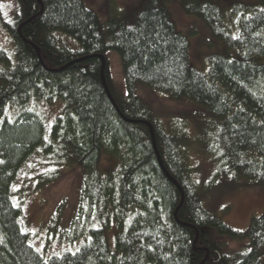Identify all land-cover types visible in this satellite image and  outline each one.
Masks as SVG:
<instances>
[{"label": "trees", "instance_id": "trees-1", "mask_svg": "<svg viewBox=\"0 0 264 264\" xmlns=\"http://www.w3.org/2000/svg\"><path fill=\"white\" fill-rule=\"evenodd\" d=\"M18 1L20 12L6 25L16 60L0 51V264H264V214L241 232L209 211L184 124L166 128L138 94L143 86L199 106L219 121L215 179L264 186V0L234 5L236 34L220 3L179 0L228 48L208 59L207 73L193 67L191 44L167 0H146L135 15L114 13L105 24L82 0ZM111 50L120 55L127 95L110 76ZM105 62L114 102L103 86ZM59 101L62 115L50 126L36 105ZM152 128L162 164L179 185L163 172ZM38 152L81 169L97 208L89 240L50 258L33 246L13 199L19 172ZM105 154L119 159L118 172L101 169ZM227 238L249 241L248 251H228Z\"/></svg>", "mask_w": 264, "mask_h": 264}, {"label": "rangeland", "instance_id": "rangeland-1", "mask_svg": "<svg viewBox=\"0 0 264 264\" xmlns=\"http://www.w3.org/2000/svg\"><path fill=\"white\" fill-rule=\"evenodd\" d=\"M85 6L94 11L105 24L113 14L133 16L141 10L146 0H82ZM226 11V22L234 25L232 9L236 3L258 5L262 0H214ZM171 19L177 30L186 36L191 44V63L202 72H208V59L228 53L226 44L220 41L201 19L187 15L179 0H167ZM20 12L18 0H0V51L7 52L16 60V48L7 24L13 22ZM63 42L74 50L81 49L72 37L61 35ZM110 76L120 93L128 90L120 55L116 51L108 54ZM138 94L155 109L166 128L174 124H184V131L191 141L186 150L194 169L197 181L207 192L204 206L222 217L231 228L245 232L254 217L264 214V186L250 187L246 179L231 181L216 177L218 169V131L219 121L203 114V110L187 101H175L167 95L139 87ZM46 118L48 125L54 124L62 115L64 103L54 106L36 105L35 108ZM16 114L12 111L10 118ZM120 161L104 155L101 169L118 172ZM86 187L85 173L72 164H62L38 152L22 167L14 185L13 199L23 211V228L32 238V244L46 258L67 250L76 251L89 240V228L97 219V208L93 206ZM92 227L99 225L93 222ZM112 230L109 237L113 238ZM216 238L219 234L215 233ZM228 251L246 252L249 241L224 239Z\"/></svg>", "mask_w": 264, "mask_h": 264}, {"label": "water", "instance_id": "water-1", "mask_svg": "<svg viewBox=\"0 0 264 264\" xmlns=\"http://www.w3.org/2000/svg\"><path fill=\"white\" fill-rule=\"evenodd\" d=\"M105 68H106V62H105L104 65H103V86H104V88H105V90H106V92H107L109 98L111 99V101L114 102V98H113V96H112V93H111V91H110V89H109V86H108L107 80H106V78H105ZM127 121H128V122H132V121H129V120H127ZM152 138H153V142H154L155 151H156L157 156H158V158H159V161H160V163H161V166H162L163 172L167 175V177H168V178H169L174 184L179 185V184L175 181V179H174V178H173V177L167 172V170L165 169V167H164L163 164H162V161H161L160 156H159V151H158V148H157V145H156V141H155V133H154L153 128H152Z\"/></svg>", "mask_w": 264, "mask_h": 264}]
</instances>
